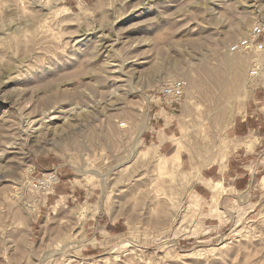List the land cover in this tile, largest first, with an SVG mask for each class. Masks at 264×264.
I'll return each mask as SVG.
<instances>
[{
    "label": "rangeland",
    "instance_id": "374dc122",
    "mask_svg": "<svg viewBox=\"0 0 264 264\" xmlns=\"http://www.w3.org/2000/svg\"><path fill=\"white\" fill-rule=\"evenodd\" d=\"M262 21L264 0H0V264H264V139L234 128L264 39L229 49Z\"/></svg>",
    "mask_w": 264,
    "mask_h": 264
},
{
    "label": "built area",
    "instance_id": "2783aa9c",
    "mask_svg": "<svg viewBox=\"0 0 264 264\" xmlns=\"http://www.w3.org/2000/svg\"><path fill=\"white\" fill-rule=\"evenodd\" d=\"M264 35V21L254 24L243 38L235 41L230 46L231 52H246L251 50L254 42ZM251 74H256L258 66ZM252 71V70H251ZM185 82L182 79L167 80L159 85L155 95V98L159 103L166 105L169 108H175L180 104V100L183 97V90ZM33 172V171H31ZM59 181V174L55 168L50 170L40 171L37 176H34L30 180V187L36 192H47V190L53 188Z\"/></svg>",
    "mask_w": 264,
    "mask_h": 264
},
{
    "label": "crops",
    "instance_id": "0c3cea01",
    "mask_svg": "<svg viewBox=\"0 0 264 264\" xmlns=\"http://www.w3.org/2000/svg\"><path fill=\"white\" fill-rule=\"evenodd\" d=\"M261 37L264 39V35H262ZM234 123H235L234 128L235 131L237 132L236 134L237 137L247 135L249 132H253L254 138L264 139V90H254L251 93L249 100L244 105V110L241 112V114L236 116ZM247 139L244 141L245 143L243 144L244 147L250 146L247 143ZM236 162H237L236 159H231L230 161V163L233 166L227 169L230 170L229 172L230 176L228 179H232V185L234 187L243 188L245 187V179H242V177H244V174L241 175L240 177L237 176L236 167L239 168V166H237ZM36 170L38 173L39 170L37 167ZM209 170L208 172L206 171V173H204L207 175L206 177L218 176L219 173L217 168L209 169ZM200 179L203 182L206 180H210L203 177H201Z\"/></svg>",
    "mask_w": 264,
    "mask_h": 264
},
{
    "label": "bare ground",
    "instance_id": "6f19581e",
    "mask_svg": "<svg viewBox=\"0 0 264 264\" xmlns=\"http://www.w3.org/2000/svg\"><path fill=\"white\" fill-rule=\"evenodd\" d=\"M253 45H254V44H253ZM252 47H253V46H252ZM226 61H227L228 63H230V64H233V65L236 64V59L228 58V56H227ZM191 74H192V73H191ZM35 131H36V130H35ZM182 150H184V151L186 150L185 148L182 147V145L177 144L176 146H174V148H173V150H172L171 158H170V160L168 161L169 165H176L177 167H179V165H180V163H179V161H180V152H181ZM225 159H226V154L221 155V156L219 157L218 161H217L218 164H220V165H224V163H225ZM170 168H171V167H170ZM216 184H219V183H216Z\"/></svg>",
    "mask_w": 264,
    "mask_h": 264
}]
</instances>
